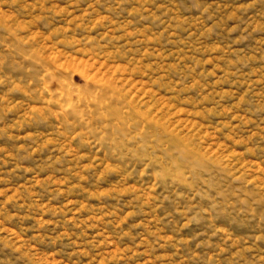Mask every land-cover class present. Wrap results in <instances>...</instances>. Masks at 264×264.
I'll return each instance as SVG.
<instances>
[{
    "label": "rangeland",
    "instance_id": "1",
    "mask_svg": "<svg viewBox=\"0 0 264 264\" xmlns=\"http://www.w3.org/2000/svg\"><path fill=\"white\" fill-rule=\"evenodd\" d=\"M0 264H264V0H0Z\"/></svg>",
    "mask_w": 264,
    "mask_h": 264
}]
</instances>
